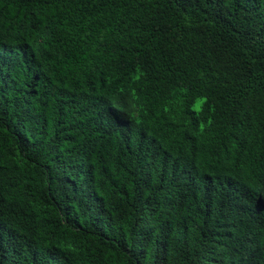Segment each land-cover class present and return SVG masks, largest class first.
Wrapping results in <instances>:
<instances>
[{
	"label": "trees",
	"instance_id": "trees-1",
	"mask_svg": "<svg viewBox=\"0 0 264 264\" xmlns=\"http://www.w3.org/2000/svg\"><path fill=\"white\" fill-rule=\"evenodd\" d=\"M0 264H264V0H0Z\"/></svg>",
	"mask_w": 264,
	"mask_h": 264
}]
</instances>
